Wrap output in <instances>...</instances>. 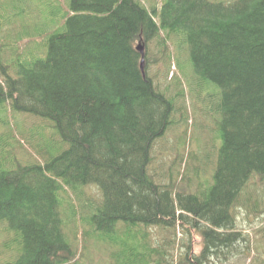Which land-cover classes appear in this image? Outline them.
I'll return each mask as SVG.
<instances>
[{
    "label": "trees",
    "instance_id": "trees-1",
    "mask_svg": "<svg viewBox=\"0 0 264 264\" xmlns=\"http://www.w3.org/2000/svg\"><path fill=\"white\" fill-rule=\"evenodd\" d=\"M35 1L25 4V28ZM60 14L62 28L33 44L29 33L6 42L18 27L0 13V264H96L87 252L100 245L106 264H162L167 253L150 245L151 226L167 241L176 226L198 232L200 252L189 247L180 264L237 254L234 211L244 201L260 212L243 192L264 178V0H163L152 10L140 0H68ZM153 40L166 60L178 41L187 44L186 72L203 106L206 83L218 88V110L206 117L223 143L210 177L200 144L175 152L166 182L151 167L183 95L175 74L169 83L158 70L162 91L148 73ZM27 146L32 155L20 159Z\"/></svg>",
    "mask_w": 264,
    "mask_h": 264
},
{
    "label": "rangeland",
    "instance_id": "rangeland-1",
    "mask_svg": "<svg viewBox=\"0 0 264 264\" xmlns=\"http://www.w3.org/2000/svg\"><path fill=\"white\" fill-rule=\"evenodd\" d=\"M149 10L159 9L163 0H140ZM210 1H223L230 2L231 0H210ZM28 0H8L1 4L0 13L5 15V22L9 23L11 20V25L8 27L13 28L18 27V31L11 35L6 36V42H12L17 39V36H24L26 33L32 35L31 39L33 44L38 37L43 38L44 43L47 41L50 33L58 30L62 27H58V21L61 17V12L67 9L68 0H41V3L37 5L34 12L32 13V21L28 23V28H25L27 23L22 16L24 10L31 9V3L25 6ZM31 2V0H29ZM28 2V3H29ZM40 2V1H38ZM6 7V8H5ZM10 7L18 8L17 13L11 14ZM56 23L53 27L52 24ZM12 32V29H11ZM165 34V33H164ZM37 43V41L35 42ZM160 46H158L157 41L153 40L149 44V57L152 61L149 62L147 66L148 73L156 79L157 87L163 91L164 82L163 79L170 82L171 74L174 75V80L181 78L182 80V92L183 95L177 99L174 112H173V125L168 128L165 136L157 139L156 147H163L164 151L162 158L158 162H152L151 167L155 171L160 172L161 180L166 182L163 173H167V167L170 160L175 156V152L184 147L185 143L188 148L194 149L199 144V152L203 158L209 157V163H216L217 158V146L223 143V139L219 133V129L213 121L208 120L206 115H209L214 108L217 112V106L219 101L217 99L218 89L215 84L208 82L202 92L204 97L210 100L205 106L198 102V90L197 81H192L194 87H191L190 79H188V74L186 72L189 67L192 69L191 59L189 55V49L185 42L178 41L177 45L170 49V57L168 60L161 57ZM159 58L156 62L154 59ZM166 57V56H165ZM171 64V65H170ZM170 67V68H169ZM169 68V69H168ZM168 69V70H167ZM166 70L165 78L158 76L159 71ZM172 71V72H171ZM179 106V108H178ZM17 115L18 120L25 122L26 124L36 121L33 116L27 115ZM180 119V121H179ZM47 130L49 128L44 124ZM16 127H18L16 125ZM205 127L206 131L203 130ZM20 130V128H19ZM21 131V130H20ZM50 131V130H49ZM47 135V132L44 133ZM202 139V142H201ZM172 153V154H171ZM32 155L30 148L27 146L26 150L18 149L17 156L20 159H27ZM205 168V175L210 177L213 171V165L203 164ZM243 195L250 196L252 199H258L261 203L259 205L260 212L253 214L247 211L244 207V201L237 206L235 209V220L234 227L237 232L240 233V237L230 245L234 247L232 252H236L234 256H231L225 260H220V255L208 256L207 262L205 264H264V178L253 177L250 179ZM175 240L167 241L165 237L169 235L166 230L161 229L157 226H151L148 232V238L151 246L163 245L166 250V262L162 264H180L179 261L180 254L184 255L185 251L190 247L191 252L199 253L202 248V238L198 235L195 230H190L188 234L184 233V230L176 226ZM107 248L100 245L97 249L96 246L91 247L87 252V257H96L98 262L96 264H106L107 253L105 252ZM231 250V249H230ZM229 250V251H230ZM155 257V256H154ZM152 260V259H151ZM184 264V263H182Z\"/></svg>",
    "mask_w": 264,
    "mask_h": 264
},
{
    "label": "water",
    "instance_id": "water-1",
    "mask_svg": "<svg viewBox=\"0 0 264 264\" xmlns=\"http://www.w3.org/2000/svg\"><path fill=\"white\" fill-rule=\"evenodd\" d=\"M137 50L140 51L141 53H143V45L141 43H138L137 46H136ZM143 57L141 58V61H140V66L141 68L143 67Z\"/></svg>",
    "mask_w": 264,
    "mask_h": 264
},
{
    "label": "bare ground",
    "instance_id": "bare-ground-1",
    "mask_svg": "<svg viewBox=\"0 0 264 264\" xmlns=\"http://www.w3.org/2000/svg\"><path fill=\"white\" fill-rule=\"evenodd\" d=\"M171 65V64H170ZM170 68V67H169ZM172 72V71H171ZM172 75V74H171Z\"/></svg>",
    "mask_w": 264,
    "mask_h": 264
}]
</instances>
